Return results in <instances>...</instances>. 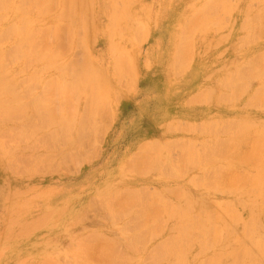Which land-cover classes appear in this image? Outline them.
Listing matches in <instances>:
<instances>
[{
    "label": "rangeland",
    "instance_id": "obj_1",
    "mask_svg": "<svg viewBox=\"0 0 264 264\" xmlns=\"http://www.w3.org/2000/svg\"><path fill=\"white\" fill-rule=\"evenodd\" d=\"M89 1L92 3L87 5L83 4L84 6H82L83 9L81 10L79 9V7H81V4L77 5V7L75 6L76 8L74 12L78 13L79 18L77 17V14L75 15L74 13V15L78 19V21H80V14H82L79 13V11L81 12L83 10V14L85 13V15L82 14V16H84L82 17V19L84 18L82 25L80 23H77L76 25L69 26V21H59L57 19V16L61 12L60 10H63L64 7V4H61V0L57 1V6H55V4H52L53 10H55H51L50 7L48 12H50V10L51 12H47L49 15L46 12V14L44 13L41 15V12L32 10L31 8L33 7V5H29L32 7H25L20 6V4L17 2L10 4L7 8L6 6H3V9L0 10V33L2 32L3 35L7 34L11 38L9 39V36H7L8 39H5V36H3L2 34L0 35V37L3 36L1 38L5 40L3 41L0 38L2 51L6 52L8 50L6 52V59H4L5 70L3 71V77L6 78L5 80H8V82L12 80L11 83H7V85L9 84V86L11 87L10 88L8 86L10 88L9 91L12 93L14 89L13 93L16 94L15 91H17V97L21 95V99H24L23 101H19L22 102L20 104L27 103L26 105H28V108L25 107L23 113H20L19 115L15 113V115L12 116L14 119L11 117V115H5L4 113L3 117L0 115L1 118L6 119V122L4 120H2V122L0 121V264H78L79 260L82 261V263L80 264H84L83 260L84 262L85 260H87L85 264H100V258L104 259V256L100 257V252L102 253V250H105V247H102L104 245H106V247H108L110 251L114 253L112 254L114 256V260L116 259V261H119L120 264L121 261H123L122 257H124L126 254L128 255L125 256L126 258L124 257V260L128 258L131 264H168L169 260L174 264L181 262L183 264H196L197 262H202V260H205L206 257L213 256L218 251V247H212L211 249H209V251L207 250L208 252L206 250L202 252L199 245V242L201 240L205 241L206 238H208L207 233V235L204 236L205 229L203 230L204 227H207V223L205 221H207L209 218L205 216L206 209L209 213H212V215H214L213 212H210H215L216 209H213L214 206L215 208H217L216 206H218L219 208L224 209V207L227 205L232 209V206L234 205V209L236 210L233 209V211L237 214V217L239 216L238 213L240 214V216L238 217L239 220L240 218H242L240 220V223L238 221H236V223L234 222L236 235L241 237L245 234L243 233L244 226H242L243 223L241 221L249 222L251 216L255 217L257 215L258 220L260 218L261 221L259 223L260 227L262 225L261 228H263L259 229L258 234L260 233V238H262V240L264 241V212L260 210V208H256L253 205V203L257 201V207H260L259 205L262 206L260 198H258L257 194L249 191L248 194L246 193L247 191L245 192L247 195L240 196L244 193L243 191L247 190L248 188L252 189V187L247 185L245 187H242L240 184H238L237 186L240 189H238V191L231 190L230 193L227 191L228 189H223L225 187L221 186V184L218 185L220 188L216 186L218 183H223V178H221V181L219 180L221 176L224 177L225 173L220 176V173L215 172L218 170H214L215 168L213 169V167H216L218 169L219 166H222L221 168H223L224 166V168H226L225 163L228 161L219 158V155H216L218 153L216 149H211L212 151L210 150V148H214L216 146L215 144L217 142L215 141H221V139L226 140L230 137L229 134L231 136H234L240 130L246 129L242 128V126L244 127L247 122L249 124L252 123L254 125H257L256 132L258 133L259 131H262L258 133L259 135H263L264 133V108L260 107V105H264V89L262 90V86L264 87V71L263 69L261 70L263 71L261 73L258 70L256 71L260 73V75L262 74L263 77H259V74L255 72V70L257 69L255 66L257 64L260 65V61L264 62V0H252L254 3L250 0H239V3L238 0H231V4L230 0H221L222 3L219 2L220 0H182V13L184 23L181 27L183 28L186 26V29L190 27L197 30L195 31L188 29V31L191 30L193 32L189 31L187 33H184L186 32V30L185 28H183L184 30L182 29V32L180 34L182 35L180 36V38L182 37L180 48L184 47V49L186 50L189 49L186 52L185 50H183L182 52L184 56H182L181 58H177V63L180 62L182 64L183 71L181 73L177 72L166 74V77L168 76V83L170 84L169 86L182 87V89L178 91V100L181 101V104L178 105V113L180 114H177L174 111V100H176L175 94L170 90L166 92L167 89L165 90L162 88L163 78L161 79V75L163 76L165 74H160L157 70V67H154L155 65L159 64V51L157 48L152 47L154 34V30L152 31V28L155 25L144 22V20L146 21V18L150 21L157 20L160 12V5L148 4L152 3L153 1L156 2L157 0ZM216 1L221 4H216ZM205 2H208L209 5L207 3V6H205ZM250 2L251 4L253 3L252 7ZM255 2H259V4L257 3V6L259 5L258 7H256ZM87 3L89 2L87 1ZM215 5H217L220 10L217 7L218 12H216L215 10H212L211 12V9L214 8H211L209 10V7H214ZM222 5L225 7V9L230 8V10L227 9L229 10V12H227L229 13L228 15H222L225 12V9ZM247 5L252 8V12L251 9L249 10V7L246 9ZM117 6L120 7L117 8ZM221 6L223 7L222 9ZM261 7H263V9ZM115 8L116 11H113ZM221 10H223L224 12H222ZM246 10L247 12H245ZM248 11H250L251 13L247 16ZM257 11H263V14ZM213 12H215L216 14L221 13L220 16H223L224 19L229 18V20L225 19V22H229L228 26L225 24L223 17L222 20L218 14L216 15ZM257 13H260L263 16L261 17ZM193 14H197L195 16L203 19L204 17H206L207 19L205 18L204 20L209 21L205 23L203 19L201 20L200 18L195 17V19L204 21L202 22L203 24L200 21L197 22L198 25H201L195 26L197 23L193 19L194 16L192 18L194 21L191 19V16ZM255 14L260 17H254L253 21H251L252 16H255ZM90 15L93 17V20L90 19ZM216 16L218 17V19ZM128 17H130V19H128ZM31 18H33L34 20L37 19L34 26V33H36V35L34 36V40L37 43L39 41L38 44H41V42L43 44L47 41L48 44L45 45L46 43H44V45L49 47L50 49L48 50V48L45 47L44 50H47V52H40V50L42 49L41 44L36 48V52L29 50V45L31 42V40H29V43L26 42L23 48L22 46H19L20 49H18V51H21V53H19L18 58L16 57L18 60H14V57L11 56V50L9 51V49H11L12 46L18 43L17 38H21V36L6 33L5 30L7 29L8 32V28L10 29L13 23L12 27L17 28L19 32H21L20 30H23V27H21L23 24L21 23L24 22L28 23V27L30 29ZM76 18H73L74 22H77L75 21L77 20ZM85 18L86 20L88 19L87 22ZM109 18H111L112 20H110ZM234 18L235 22L232 23L234 21ZM258 18H262L261 21H263V23L261 25L259 22H257L260 21L258 20ZM245 19L248 20V23ZM84 22H86L87 25L88 22L91 24L87 26ZM242 22L243 26H241ZM250 22L253 23L250 24ZM113 23H116V25H114ZM244 23L246 26L244 25ZM48 26L51 29L48 28ZM67 26L72 28V33H67L68 31L66 30H69ZM77 26L79 27V30H77ZM80 26H87V29ZM194 26L195 28H193ZM248 26L252 28L249 30ZM254 26L256 27L255 30L253 29ZM20 27L21 29H19ZM239 27H241L243 30H240L241 28ZM39 28L40 30H37ZM43 28L45 29L43 30ZM82 28H84V30H81ZM113 28L115 29L113 30ZM55 29H57L58 31ZM48 30L57 31V33L61 32L60 36L61 34L62 36L60 40H58V34V37H54L53 35H51L53 38L50 35L45 37L46 35H44V31ZM80 30L83 33H79ZM110 30L113 31V34L110 33ZM28 31L29 30H27V32ZM69 31L71 32V29ZM77 32L79 33V35L77 34ZM140 32H143V34H141ZM190 32L191 36L194 34V36L192 37L193 43H191L193 45L185 43V41L189 40H186L185 37L190 35ZM43 35L44 37L42 38ZM134 35L136 38L134 37ZM244 36L248 38H243ZM240 37L245 39V41ZM201 38H204V40ZM223 38H225V40ZM251 38H254V40ZM63 39L66 40L63 41ZM210 39H212V41ZM221 39L223 40L222 43L220 41ZM190 40L192 42L191 38ZM251 40L253 43L251 42ZM217 41L219 42L217 43ZM246 41H248L249 43ZM81 42H83V45L86 46V49L85 46L81 44ZM112 42L114 44H112ZM110 44L116 46V48L113 49L114 47H111ZM182 44H184L183 47ZM213 46L217 47L215 48ZM26 50H29V52H26ZM34 52L35 54H33ZM56 52H58V57H55V55L57 54ZM60 52L63 55H60ZM40 54L41 57L37 59ZM124 54L126 55L125 57H123ZM34 55L37 57H35ZM89 56L91 58H89ZM121 56L123 57V59ZM51 57L52 59L49 60ZM86 60L91 61H89V64H87L88 62H86ZM90 63L93 64V67ZM254 63L257 64L254 65ZM25 64H27V66L30 64L31 66L29 65V67H27ZM197 65L203 66L202 72L192 71L196 68H200L196 67ZM42 66H45L46 68ZM89 66L92 67L90 68L94 70L95 74L97 73L98 79L95 77L96 75L93 76V74H91L92 71L90 70V68H88ZM253 67H255L254 71ZM61 68L65 70L64 72H66V74L62 72L63 70H60ZM87 68L88 70H86ZM235 68L238 70H235ZM261 68H264L263 63ZM261 68L259 67V69ZM67 71L69 73H67ZM86 71H88L89 73ZM73 73H77L74 74L77 76L74 77ZM247 73L248 75L246 76ZM85 76H87L86 79L88 80L91 78L89 82L91 81L92 83L90 84L93 85L88 84L86 89H83V86L80 85V89H77L79 93L76 91V94L73 89L71 90V87L73 88L74 86L73 84H71V82L79 80L76 79V77L84 78ZM61 77L62 79H60ZM254 77L258 79H255ZM223 78L225 79V81ZM92 79H97L98 82L95 81L96 85L94 84L95 82L93 83ZM250 79H254V82L250 81ZM88 80H86V82H88ZM238 80L240 81V83L246 84H236L239 83ZM231 81H233V83ZM69 82L70 85L73 86H68ZM247 82H249L250 84ZM231 83L233 85H239L242 91L244 90L243 88L246 89V92L245 90L243 91L244 95L241 93L242 96H239L240 99L237 98L238 94L235 93V91L237 92L239 89L238 86L236 87L237 89H235V85L233 86ZM52 84H54L53 87ZM221 84L224 86H222ZM75 85L76 87L78 86L77 84ZM226 85H228L229 87H226ZM231 85L234 87L235 91L232 89L233 87ZM260 85L261 90L259 89ZM63 86L65 88H63ZM244 86L248 87L246 88ZM55 88H58L57 91H59V89L61 90L59 91L60 94L58 93L59 98L57 96L58 94L55 91ZM93 88V93L96 91L97 94H94H96L98 97L96 95H92L93 93H90L89 96L86 97L87 94H85V90L89 91L90 89L93 90ZM226 88L229 90H226ZM50 89L54 91H51ZM211 89H213V91ZM241 89L239 92H241ZM256 89L258 90L255 92ZM202 90H204V92H202ZM231 90L235 95H232ZM67 92L68 94L70 93L69 96ZM20 97H18V100H20ZM61 98L63 100H61ZM256 98H258L259 101L255 100ZM229 99L231 102L229 101ZM231 99L234 101H232ZM248 99L252 101L251 104H249L250 100ZM60 100L62 102H60ZM93 100L94 102L90 103ZM253 102H257L254 104L255 106L253 105ZM12 105L13 106H11V108L17 106V104ZM33 107H36V111L38 108L40 114H46L47 112V117L43 118L42 116L44 114L40 115L41 117L36 116L39 115V112L37 111V114H35L34 112L36 111H34L35 109H33ZM89 111H92L94 113H89ZM69 116H71L70 121ZM34 117L38 118L35 119ZM72 117H74V119ZM48 118L51 119V123H54L53 126L52 124L45 122ZM88 118L91 120L94 118L95 120H92V122L89 123V120L87 121ZM29 119L30 122H28ZM83 119L86 120L84 121ZM32 120L34 122H31ZM60 120L61 122L65 123H60ZM80 121H83L84 123H80ZM78 124L83 125L80 126ZM215 124L217 126H215ZM39 125L42 126L39 127ZM57 125H59V127ZM28 126H32L31 131L36 128L40 132H37V134L35 130L33 133H31ZM209 126H213L214 128H209ZM23 127L25 128L23 129ZM66 127H68L67 131ZM80 127H82L83 129H80ZM256 128L254 130L252 128L247 129V131H250L251 134H248L246 130H243L244 134L242 135H244V141L242 143V150L244 153L249 150V147L251 146L255 138H258L260 140L262 139V141L264 140V137L259 138L262 136H257L256 133H254ZM63 131H65L64 134H66V138L67 135H72V137L70 136L68 138L69 141L71 140L70 142H65L66 138L63 139L65 137V135L62 136ZM228 131L231 133H229ZM16 132L18 134L23 133L25 137L23 138V135L19 136ZM209 132L211 134H209ZM215 132H217L218 134ZM221 132L223 135H221ZM77 134H79L80 136H78ZM15 135H18V137ZM42 135H44V137L47 136L48 139L50 138L49 142L47 139L45 140V138H42ZM215 135H217L216 138ZM53 138L54 141L52 143L51 140H53ZM36 139H41L40 142L38 140L39 145L37 144ZM248 139L252 142L250 141L248 143ZM22 140L25 141L23 142ZM44 140L45 142H47V144L44 142ZM26 141L28 142L26 143ZM33 141L36 142L33 144ZM246 141L248 144L246 143ZM212 142L213 145H215L214 147L213 145H211ZM44 143L46 145H44ZM50 143H52V147ZM58 143L60 144V147L58 146ZM30 144H33V146L36 145V147L34 146V148L30 149V146L32 147V145ZM261 144L264 146L263 142ZM53 145H57L58 148L55 147L56 149H54ZM207 147L211 152L207 151ZM197 148L202 151L200 152ZM10 150H12V152ZM207 153L210 156L212 155V159L210 158V156L208 158ZM188 154L190 155V157ZM213 154H215L216 156L214 157ZM185 155H188V157H186ZM182 156L184 157V159H181ZM203 156H206L211 160L215 158L218 162L215 163V160H213V164L210 160L212 164L207 163V166L205 162H209V160L205 161L206 159ZM155 160L156 162H154ZM169 160H171V162ZM181 160H184L185 162ZM187 160L188 162H186ZM193 161H195V164ZM238 161L240 160L234 161L235 163H233V166L231 168L232 170H230L232 173H235L236 171L237 174L242 175V173L244 174L246 172L247 175L249 174L248 176L251 177L250 179L254 177V174L256 177V170H250V168L253 169L251 167L252 164H245L243 162H239V164ZM152 162L155 164V166H157L155 167ZM173 162L174 164L177 163L178 165L176 164L175 167L174 164H172ZM196 162L199 163L196 164ZM166 163L169 166H167ZM201 163H203V166L201 165ZM151 164H153V166ZM184 164L186 166L188 165L187 168ZM190 164L192 167L190 166ZM164 165L166 166V170ZM137 166L138 171L136 168ZM203 168L205 169V171L203 170ZM221 168H219V172H224V170L222 171ZM139 169H142V171L140 172ZM178 169H181L180 172L182 173L178 172ZM133 170H136L137 172H134ZM150 170H154V172ZM146 171H148L149 173ZM176 171L178 173H176ZM213 172L218 175V178L215 177L217 175H215ZM181 174H183L184 177H182ZM196 176H200L202 180L199 178L201 181L198 182L197 179H195L197 178ZM244 176L245 175H243V177ZM191 178H194L197 182L195 183V181H193L194 179L192 180ZM216 179L218 180V182H216ZM117 181L119 182L117 183ZM212 181L215 184H212ZM208 182L209 184H207ZM197 183H203L207 186L204 185V187H202L198 184V186L196 187ZM7 185L11 189L9 193ZM213 185H215L216 187H214ZM211 186H213L214 188L212 187L211 189H209ZM143 187L147 191L144 190ZM174 187L177 189V191H180L182 189L181 191H183L182 193H184L185 196H182L181 192L179 194V191L178 193H173L174 190L176 191ZM170 190H172V192ZM128 191L135 194L132 195L130 194V192L127 193ZM202 191H204L205 193H202ZM216 191L219 193L216 194ZM140 192L144 195L143 198L146 197L144 200H142L143 198H141L142 194ZM185 192H189L190 196ZM227 192L229 194H227ZM4 193L8 194L6 195ZM117 193L120 194L119 198ZM168 193H170L171 195H169ZM116 194L117 200L115 199ZM124 194H126L125 197ZM253 194H255L256 197ZM112 195L114 197H112ZM127 195L133 196V198L130 197V200ZM136 195L138 197H136ZM191 195L193 198L191 197ZM134 196L137 198H135L137 203L135 202ZM158 196L160 198L163 197V200H161L160 198L157 199L156 197ZM175 196H178L179 198H175ZM252 196H254V198H256L257 200H253ZM127 197L130 201L127 199ZM167 197L169 198V201L166 199ZM139 198L144 201L143 204H141L142 201L139 200ZM155 198L159 200L154 201L159 206L155 207L156 204L154 205V209L156 208V214H158L159 212L157 208L160 209L162 207L164 209H160L161 213L159 214L160 217L161 215L162 217L159 218L158 214L156 215L158 217L157 219L153 207L151 206L152 210L150 209V207H145V204L147 202L146 200H149L147 202L148 205H153L154 202H152V200H154ZM247 198H249V201L247 200ZM122 199L123 202H126L125 200H127V202L123 203ZM176 199H179L180 201L178 200V202ZM185 199L187 202L189 200L188 204H191L192 207H190L193 208L192 212L190 210L191 208H188V210H190V213L186 209L187 203H183L185 202ZM107 200L108 202L112 200V203L110 202L111 207ZM119 200L120 202H118ZM137 200L141 203H138ZM165 200H167V202ZM212 201H214V206H212ZM113 202L115 203L114 206H117L121 202L122 203L116 208L112 206ZM168 202L171 204V206L173 205L174 207L172 208ZM242 202H245L246 204L244 205L246 207L243 209ZM160 203H163V205H160ZM203 203L204 205H206L207 203L210 204L207 205L209 209L204 208ZM230 203H232L233 205H230ZM165 204L169 205L170 207L167 208V210L171 209V211H167L168 213L170 212L169 216L165 213ZM176 204L177 206H180V209L184 208L185 212H182L181 214V210L179 209V207H176ZM211 206L212 210H210ZM145 208L150 209V213H144ZM200 208L202 211L205 210L204 215H200ZM218 210L220 209L217 208L216 213H218ZM115 211L116 216H119L121 219H118V217L115 216ZM137 212L140 214H138ZM252 212L256 215H253ZM125 213H128L127 217ZM216 213L215 215H217ZM224 213L223 210H220L219 212V214L222 216H225ZM146 214L149 217L153 216L150 219L154 221H151L149 219L148 223H146V220L148 219V216ZM194 214L198 218L200 216V219L203 218L202 220L205 219V221L204 223L202 222L203 224L201 223L202 225H204L202 227L200 226V224L194 226L192 231H194L195 233L193 232L192 234H194L193 236L195 237V240L193 241L190 240V236H188V239H186L185 236L187 234H185V232L189 230L187 232L189 235L191 228H188L186 231L185 228L187 227L185 226H189L188 223L192 220V216ZM227 214L228 212H226V215ZM181 215H183V217ZM186 215L189 217L188 220H179V218L187 219ZM210 215L211 214H209V216ZM115 217L117 219H114ZM226 217L225 218L227 219V221L232 223L233 220H231V216L228 215ZM144 218H146V220H144ZM162 218L164 224L160 221V219L162 220ZM116 220H118L120 223L118 221L116 222ZM156 224L160 225L157 226ZM154 225H156V227ZM160 226H162L163 229H161L162 227L160 228ZM5 227L8 228L6 229ZM183 227L184 229H182ZM198 227L201 228L197 231ZM29 228H32V230H30ZM168 229H170V231ZM162 230L165 231L163 232ZM154 231L155 234H152L151 232ZM137 232L139 233V235L137 234ZM200 232H203L204 234ZM93 233L94 235H91ZM114 233L116 236L114 235ZM149 233L151 234V236H154L150 237ZM158 233L160 234V236ZM98 234L100 236H98ZM261 234H263V237H261ZM142 235L144 239L141 237ZM180 235L183 237H181ZM138 236L140 238L139 243L143 241L142 243H145L147 245L141 247L140 244L136 242V239L138 240ZM169 236L174 243L169 239ZM198 237L200 240H197ZM245 237H242L245 240L244 242L246 244H248V242L250 243L251 239H246L247 237ZM180 238L182 242L179 240ZM107 239H111L112 243H110V241ZM129 239H131V241ZM164 240H170L172 243H168L170 241L166 242ZM185 240L188 241V243H192L194 247L192 244L186 243ZM189 240L192 242H190ZM177 241H179L180 243H178ZM184 242L188 244V246L185 245V248L187 247L185 249L186 254L184 252V255L187 257H184L182 253L181 256L179 255L181 259L180 257H177L178 254L173 255L174 258L173 256H170L169 258L165 253L162 255V248H160L159 251L158 249L154 248L157 246V244L159 246L172 245L173 248H176L175 246L184 248V245L182 246ZM120 244L121 246H119ZM124 245L126 248L123 247ZM79 246H83V248L81 247L82 250L84 249L82 253V250H78V248L80 249ZM87 246L91 247H89L88 249ZM139 247H141L142 249H140ZM138 249H140V253L137 251ZM188 249H190V252ZM155 250L160 253L158 256V252L156 253ZM75 251H77V253ZM85 251L87 252L84 253ZM134 251H137L138 254L135 255ZM196 251L198 257L195 256ZM131 252L134 253L132 254ZM74 253L76 254L74 255ZM83 253L86 254L84 255L85 257L83 256ZM77 254H79V256ZM129 255L132 258H130ZM148 255L150 256L148 257ZM117 256H121V258ZM192 256L194 257L193 259ZM70 258L73 259V261ZM145 258L147 259L144 260ZM161 258L162 262H158V260H160ZM98 259L100 260L97 262ZM182 259H185V263ZM90 260H94L95 263L90 262Z\"/></svg>",
    "mask_w": 264,
    "mask_h": 264
},
{
    "label": "bare ground",
    "instance_id": "obj_2",
    "mask_svg": "<svg viewBox=\"0 0 264 264\" xmlns=\"http://www.w3.org/2000/svg\"><path fill=\"white\" fill-rule=\"evenodd\" d=\"M57 1L58 0H0V10H2L3 9V6H6V8L7 7H9V5L10 4H13L14 2H17V3H19L20 4V6H28V7H32V6H29V5H33V7L31 8L32 10H37V11H39V12H41V15L42 14H44L45 12L47 13L48 11H49V9H50V7H51V10H53V5L52 4H55V6H57L56 5V3H57ZM62 2H61V4H64V7H63V10H60L61 12L59 13V15L57 16V19L59 20V21H64V20H67V21H69V23H68V25L69 26H71V25H76L77 23L79 24H83V21H84V18L82 19V17H84V16H82V14H83V10L80 12L79 11V13H82V14H80L81 16H80V18L82 19H80V21H78V19L75 17V15L77 14V17L79 18V15H78V13H75L74 11H75V8L77 7V5H80L81 7H79V9L81 10V9H83V7L82 6H84L85 4L87 5V4H90V3H92V2H90L89 0H61ZM87 1L89 2V3H87ZM135 1V0H134ZM133 1V2H134ZM219 1V0H218ZM250 1H252V0H250ZM113 2V1H112ZM115 2V1H114ZM219 2H221V0L219 1ZM234 2V1H233ZM240 1L238 0V3H239ZM253 2V1H252ZM207 3L208 2H205V6H207ZM218 2L216 1V4H217ZM222 3V2H221ZM220 3V4H221ZM228 3V2H227ZM232 2H231V0H230V4H231ZM254 3V2H253ZM252 3V4H253ZM256 4V7H258L257 6V3L259 4V2H255ZM261 3V2H260ZM264 3V2H263ZM58 4V3H57ZM84 4V5H83ZM214 4H215V1H214ZM214 4H212V5H214ZM219 3H218V5H220ZM229 4V3H228ZM250 4H251V2H250ZM252 4H251V7H252ZM128 5V4H127ZM208 5H209V3H208ZM55 6H54V8H55ZM76 6V7H75ZM203 6V5H202ZM223 6V5H222ZM221 6V9L224 7H222ZM74 7V8H73ZM120 6H117V8H119ZM215 7H216V9H215ZM217 5H215L214 7H209V10L211 9V8H214V9H211V12H212V10H215L216 12H218V10H217ZM236 7V6H235ZM249 7V5H247V7H246V9ZM85 8V7H84ZM88 8H89V6H88ZM255 8V7H254ZM262 9H263V7H261ZM74 9V10H73ZM218 9H219V7H218ZM224 9H225V7H224ZM227 9H229L230 10V8H227ZM227 9H225V12L223 11V10H221L222 12H224V14H222L223 16H225V15H228L229 13H227V12H229V10H227ZM251 9V12L253 11L252 10V8H250L249 7V10ZM31 10V11H32ZM51 10H50V12H51ZM55 10V9H54ZM53 10V11H54ZM77 10V9H76ZM220 10V9H219ZM259 10V9H258ZM52 11V12H53ZM113 11H116V8L113 10ZM203 11H206V10H203ZM220 11V12H221ZM264 11V10H263ZM263 11H257V12H263ZM50 12H48V13H50ZM86 12V11H85ZM91 12H92V10H91ZM210 12V11H209ZM231 12V11H230ZM245 12H247V10L245 11ZM250 11H248V13H247V16H248V14H250L251 13ZM30 13V12H29ZM32 13V12H31ZM45 13V14H46ZM47 13V14H48ZM72 13V14H71ZM74 13H75V15H74ZM114 13V12H113ZM213 13H215V12H213ZM227 13V14H226ZM21 14H22V12H21ZM39 14V13H38ZM90 14H92V13H90ZM216 14V13H215ZM214 14V15H215ZM218 15H219V17H221L220 16V14L221 13H217ZM216 14V15H217ZM257 14H259L261 17L263 16V15H261L260 13H257ZM257 14H255V16H252V19H251V21H253V18L255 17V18H257ZM263 14V13H262ZM40 15V14H39ZM49 15V14H48ZM73 15V16H72ZM83 15H85V13L83 14ZM130 15V14H129ZM128 15V16H129ZM195 15H197V14H195ZM194 14L191 16V19L193 18V16H194V20H195V22L197 23V22H204L205 21V23H207L209 20H204L206 17H204V19L203 18H200V17H197V16H195ZM199 15V14H198ZM45 16V15H44ZM222 16V17H223ZM245 16V15H244ZM260 16H258V17H260ZM87 17V16H86ZM90 19H92L93 20V17L90 15ZM195 17H197V18H200L201 20L203 19L204 21H201L200 19L198 20V19H195ZM217 17V16H216ZM222 17H221V19H222ZM227 17V16H226ZM73 18L75 19H77V20H75V21H77V22H74V20H73ZM88 18V17H87ZM121 18V17H120ZM0 19H1V16H0ZM89 19V18H88ZM88 19L86 20V18H85V20H86V22L88 21ZM110 20H112L111 18H109ZM127 19V18H126ZM128 19H130V17H128ZM127 19V20H128ZM189 19H190V17H189ZM191 19H190V21H191ZM192 19V20H193ZM207 19V18H206ZM217 19H218V17H217ZM220 19V18H219ZM223 19H224V17H223ZM222 19V20H223ZM226 20H229V18H225ZM225 19H224V22H225ZM247 19V18H246ZM245 19V20H246ZM249 19V18H248ZM263 19H264V17H263ZM37 20V19H36ZM36 20H34L33 18H31L30 19V25H31V28L29 29V27H28V23L27 22H24V23H21V24H23L21 27H23V30L21 29V27L19 28V29H21L20 31L21 32H19V30L17 29V28H14V27H12L13 26V23H12V25H11V27H10V29L8 28V32H7V29L5 30L6 31V33H11V34H16V35H20L21 36V38H17L18 39V43H16L14 46H12L11 47V49H9V51L11 52V56L12 57H14V60L16 59V60H18L17 58H18V55H19V53H21V51H18V49H20V47L22 46V48H23V46H25V44H26V42H28L29 43V40H31V42H30V49L29 50H32V51H35L36 52V48L38 47V46H40L41 44H42V42H41V44H38L39 43V41H38V43L34 40V36L36 35V33H34V26H35V23H36ZM193 20V21H194ZM258 20H260V21H257V22H259L260 23V25L263 23V21H261L262 20V18L261 19H259L258 18ZM122 21V20H121ZM129 21V20H128ZM242 21H244V20H242ZM247 21V23H248V20H246ZM86 22H84L85 24H86ZM90 22V21H89ZM88 22V25L87 26H89L91 23H89ZM195 22H193V23H195ZM235 22V18H234V21L232 22V23H234ZM229 23V22H228ZM228 23L227 22H225V24L228 26ZM246 23V24H247ZM253 22H250V24H252ZM20 24V25H21ZM67 24V23H66ZM94 24V23H93ZM114 24V23H113ZM128 24V23H127ZM131 24H132V22H131ZM200 24V23H199ZM203 24V23H202ZM250 24H249V26H250ZM264 24V23H263ZM59 25V24H58ZM65 25V24H64ZM114 25H116V23L114 24ZM201 25V24H200ZM200 25H198V23L195 25V26H200ZM233 25V24H232ZM244 25H245V23H244ZM248 25V24H247ZM259 25V26H260ZM62 26V25H61ZM69 26H67L68 27V29L70 30L71 29V32L69 31V30H66V31H68L67 33H72V28H70ZM86 26V27H87ZM195 26L193 27V28H195ZM241 26H243V22L241 23ZM246 26V25H245ZM248 26V27H249ZM258 26V27H259ZM75 27V26H74ZM78 27V26H77ZM80 27H85V26H80ZM85 27V28H86ZM247 27V28H248ZM255 27V26H254ZM253 27V29L255 30L256 29V27L254 28ZM46 28V27H45ZM45 28H43V30L45 29ZM48 28H50L49 26H48ZM125 28V27H124ZM183 28H185V30H186V32H184V33H187V32H189V31H191V30H195V29H192V28H188V29H191V30H189L188 31V29H186V26L185 27H183ZM182 28V29H183ZM217 28V27H216ZM223 28V27H222ZM225 28V27H224ZM239 28H241V27H239ZM252 28V27H251ZM250 27L248 28L249 30L251 29ZM51 29V28H50ZM87 29V28H86ZM85 29V30H86ZM90 29V28H89ZM115 28H113V30H114ZM182 29H181V31H182ZM218 29V28H217ZM252 29V30H253ZM27 30H29L28 32H27ZM37 30H40V28L39 29H37ZM42 30V29H41ZM42 30V31H43ZM55 30H57V29H55ZM77 30H79V27H78V29ZM81 30H84V28H82ZM81 30L79 31V33L81 32ZM184 30V29H183ZM197 30V29H196ZM195 30V31H196ZM240 30H243L242 28L240 29ZM239 30V31H240ZM248 30V31H249ZM253 30V31H254ZM41 31V32H42ZM58 31V30H57ZM57 31H44V35H46L45 37H47L48 35H53L54 37H56L57 36V34H58V36H59V39L58 40H60V38H61V36H62V34H61V36H60V33H57ZM230 31V30H229ZM119 32H120V30H119ZM191 32H193V31H191ZM191 32H190V35H188L187 37H185L186 38V40L187 39H189L188 41H185V43L186 44H191V43H193V36H194V34L191 36ZM3 33H4V30H3ZM79 33L77 32V34L79 35ZM81 33H83V32H81ZM86 33V32H85ZM110 33H112L113 34V31H111L110 30ZM141 33V32H140ZM140 33H138V34H140ZM195 33V32H194ZM229 33V32H228ZM2 34V32L0 33V35ZM10 34V35H11ZM141 34H143V32L141 33ZM3 35V34H2ZM44 35L42 36V38L44 37ZM229 35V34H228ZM227 35V36H228ZM3 36H5V39H8V37L7 36H9V35H3ZM3 36H1V37H3ZM57 36V37H58ZM108 36V35H107ZM180 36H182V35H180ZM191 36V37H190ZM199 36H200V33H199ZM224 36V35H223ZM0 37V38H1ZM52 37V36H51ZM66 37H68V36H66ZM93 37V36H92ZM109 37V36H108ZM134 37H135V35H134ZM252 37V36H251ZM253 37H255V36H253ZM53 38V37H52ZM91 38V37H90ZM94 38V37H93ZM136 38V37H135ZM182 38V37H181ZM180 37H179V40L181 39ZM190 38L192 39V42H191V40H190ZM241 39H243V38H248V37H240ZM239 38V39H240ZM9 39H11L10 38V36H9ZM201 39H203L204 40V38H201ZM224 40H225V38H223ZM240 39V40H241ZM251 39H253L254 40V38H251ZM1 40H3L2 38H1ZM66 39H63V41H65ZM71 40V39H70ZM211 41H212V39H210ZM244 41H245V39H243ZM256 40V39H255ZM3 41H5V40H3ZM51 41H52V39H51ZM62 41V40H61ZM77 41V40H76ZM81 41V40H80ZM80 41H79V43H80ZM85 41V40H84ZM88 41V40H87ZM190 41V42H189ZM210 41V42H211ZM221 41V43H222V39L220 40ZM23 42V43H22ZM71 42V41H70ZM78 42V41H77ZM219 41H217V43H218ZM246 42H248V41H246ZM251 42H252V40H251ZM250 42V43H251ZM44 43H46L45 45H47L48 44V42L46 41V42H44ZM44 43L42 44V51L40 50V52H44V51H46L47 52V50H44V48L45 47H47V46H45L44 45ZM52 43V42H51ZM60 43V42H59ZM63 43V42H62ZM76 43V42H75ZM85 43V42H84ZM179 43H180V41H179ZM195 43H196V41H195ZM245 43V42H244ZM249 43V42H248ZM247 43V44H248ZM253 43V42H252ZM19 44V45H18ZM21 44V45H20ZM81 44L83 45V42H81ZM86 44V43H85ZM112 44H114L113 42H112ZM112 44H110L111 45V47H114L113 49H115L116 48V46H113ZM181 44V43H180ZM59 45V44H58ZM179 45V44H178ZM191 45H193V44H191ZM209 45H210V43H209ZM241 45V44H240ZM20 46V47H19ZM51 46V45H50ZM83 46H85V45H83ZM184 46V44H182V47ZM56 47V46H55ZM118 47V46H117ZM181 47V45L179 46V48H177V51L181 54V52L183 51V50H185V52L186 51H188V50H186V49H184V47L183 48H180ZM213 47H215V46H213ZM212 47V48H213ZM217 47V46H216ZM215 47V48H216ZM48 48V50L50 49L49 47H47ZM193 48V47H192ZM209 48H210V46H209ZM85 49H86V46H85ZM88 49V48H87ZM112 49V48H111ZM181 51H180V50ZM29 50H26V52H29ZM225 50H226V48H225ZM8 51V50H7ZM6 51V52H7ZM24 51V50H23ZM54 51V50H53ZM6 52H3L2 51V46L0 45V115L3 117V113L5 114V115H11V117L13 116V115H15V113H17V115H19L20 113H23L24 112V110H25V107L26 108H28L27 106L28 105H26L27 103H23V104H20V103H22V102H19V101H23L24 99H21V95H19L18 97H20V100H18V97H17V91H15L16 92V94L15 93H13L14 92V89H13V91H12V93L9 91L10 90V86H9V84L7 85V83H11V81L12 80H10L9 82H8V80H5L6 78H4L3 77V71L5 70V61H4V59H6L5 57H6ZM35 52L33 53V54H35ZM39 52V53H40ZM62 52V51H61ZM60 52V53H61ZM57 53V54H56ZM56 53H54V54H56L55 55V57L57 56L58 57V52H56ZM59 53V54H60ZM183 53V52H182ZM206 53V52H205ZM27 54V53H26ZM50 54V53H49ZM52 54H53V52H52ZM121 54V53H120ZM177 53H175V55H176ZM264 54V53H263ZM36 55H38V54H36ZM60 55H63L62 53L60 54ZM179 55V54H178ZM183 55V54H182ZM222 55V54H221ZM220 55V56H221ZM9 56V55H8ZM26 56V55H25ZM25 56H23V57H25ZM35 56V55H34ZM126 55L124 54V56L123 57H125ZM184 56V55H183ZM10 57V56H9ZM17 57V58H16ZM35 57H37V56H35ZM41 57V54H40V56L37 58V59H39ZM54 57V56H53ZM88 57V56H87ZM122 57V56H121ZM123 57H122V59H123ZM176 57H178V56H174L173 58H176ZM60 58V57H59ZM89 58H91L90 56H89ZM172 58V59H173ZM52 59V57L49 59V60H51ZM57 59V58H56ZM87 59V58H86ZM8 60V59H7ZM20 60V59H19ZM47 60V59H46ZM55 60V59H54ZM53 60V61H54ZM85 60V59H84ZM120 60H121V58H120ZM125 60V59H124ZM131 60V59H130ZM252 60V59H251ZM89 61H91V60H89ZM89 61L88 60H86V62H88L87 64H89ZM234 61V60H233ZM255 61V60H254ZM262 61H260L259 63H260V65H258L257 63V65L254 63V65H256L255 67L257 68L256 70L254 69L255 67H253V71L255 70V72L258 70V71H260V73L261 72H263L264 71V68H261L262 67V63L264 64V62H262ZM12 63V62H11ZM27 63V62H26ZM29 63V62H28ZM125 63H126V61H125ZM174 63V62H173ZM173 63H171V65L173 64ZM33 64V63H32ZM91 64V63H90ZM26 66H27V64H25ZM30 65V64H29ZM29 65L27 66V67H29ZM49 65V64H48ZM92 65V67H93V64H91ZM175 64H173V66H174ZM31 66V65H30ZM47 66V65H46ZM88 66V65H87ZM252 66H253V63H252ZM258 66V67H257ZM42 67H44V68H46L45 66H42ZM91 66H89L88 68H90ZM91 67V68H92ZM224 67H225V65H224ZM224 67H222V68H224ZM259 67L261 68V69H259ZM88 68L86 69V70H88ZM90 68V70L92 71V73L91 74H93V76H95L96 78L98 77L97 76V73L95 74V72H94V70H92ZM131 68V67H130ZM180 68H182V67H180ZM221 68V69H222ZM66 69V68H65ZM94 69V68H93ZM177 69V68H176ZM221 69H219V70H221ZM227 69V68H226ZM250 69V68H249ZM252 69V68H251ZM263 69V71H261ZM44 70V69H43ZM60 70H63L62 72H64L65 70L64 69H60ZM59 70V71H60ZM67 70V69H66ZM89 70V71H90ZM130 70V69H129ZM235 70H238V69H236L235 68ZM90 71V72H91ZM181 71H183V70H181ZM37 72V71H36ZM86 72H88V71H86ZM97 72V71H96ZM215 72H216V70H215ZM65 74H66V72H64ZM63 73V74H64ZM67 73H69L68 71H67ZM89 73V72H88ZM257 74H259V77L261 76V77H263L262 76V74L260 75V73H258V72H256ZM264 73V72H263ZM74 74H77V73H73V75ZM244 74V73H243ZM60 75H61V73H60ZM72 75V76H73ZM99 75V74H98ZM212 75V74H211ZM245 75V74H244ZM248 75V73L246 74V76ZM75 76H77V75H74V77ZM104 76V75H103ZM230 76H232V75H230ZM250 76H251V74H250ZM80 77V76H79ZM86 77L87 76H85L84 78H78V77H76V79H79V80H75V81H73V82H71V84H73V85H70V82H69V85L68 86H73V88L71 87V90L73 89L74 91H75V93L77 94V92H78V88L80 89V85L81 86H83L82 88L83 89H86L87 88V85L89 84V85H93V84H90V83H92L91 81L89 82V80L91 79L90 77V79L88 80V79H86ZM209 77V76H208ZM227 77V76H226ZM234 77H235V74H234ZM252 77H253V75H252ZM102 78V77H101ZM101 78H100V80H101ZM210 78V77H209ZM225 78V77H224ZM223 78V79H224ZM249 78V77H248ZM255 78V77H254ZM55 79V78H54ZM60 79H62V77L60 78ZM98 79V78H97ZM97 79L96 80H93V83L95 82V81H97ZM255 79H258V78H255ZM57 80V79H56ZM86 80H88V82H86ZM235 80V79H234ZM245 80H246V78H245ZM224 81H225V79H224ZM224 81H222V82H224ZM227 81V80H226ZM239 81V80H238ZM248 81V80H247ZM250 81H252V82H254V79H250ZM98 82V81H97ZM232 83H233V81H231ZM235 82V81H234ZM251 82V83H252ZM45 83H48V82H45ZM231 83V84H232ZM247 83H249V82H247ZM20 84V83H19ZM56 84H57V82H56ZM67 84V83H66ZM75 84H77L78 86L76 87V85ZM95 85H96V82L94 83ZM236 84H246V83H240V81H239V83H236ZM250 84V83H249ZM53 85L54 84H52V87H53ZM62 85H63V82H62ZM222 85V84H221ZM233 85V84H232ZM231 85V86H232ZM235 85V84H234ZM233 85V86H234ZM248 85V84H247ZM10 88H9V87ZM14 86V85H13ZM222 86H224V85H222ZM228 85H226V87H227ZM232 86V87H233ZM238 86V91L236 92L235 91V89H237L236 87ZM251 86V85H250ZM56 87V86H55ZM92 87V86H91ZM229 87V86H228ZM234 87H235V89H234ZM232 89L235 91V93H237L238 95V99H240L239 98V96L241 95L242 96V94H243V91L245 90V92H246V89L245 88H243L244 90L242 91V89L240 88V86L239 85H235ZM244 87H246V86H244ZM248 87V86H247ZM246 87V88H247ZM8 88V89H7ZM63 88H65L64 86H63ZM75 88H76V90H75ZM81 88V89H82ZM97 88V87H96ZM261 88V85H260V87H259V89ZM240 89H241V92H239L240 91ZM264 89V87L262 86V90ZM51 90V89H50ZM50 90H48V91H50ZM58 90V88L56 89L55 88V91L57 92V94L59 93L60 94V92L59 91H61L60 89H59V91H57ZM104 90V89H103ZM209 90V89H208ZM212 91H213V89H211ZM210 90V91H211ZM226 90H229V89H227L226 88ZM258 89H256L255 90V92L257 91ZM261 90V89H260ZM51 91H54V90H51ZM63 91V90H62ZM73 91V92H74ZM77 91V92H76ZM90 91V92H89ZM89 91H86L85 90V94H87V96L86 97H88L89 96V94L90 93H93V91H94V88H93V90L92 89H90ZM98 91V90H97ZM209 91V92H210ZM211 91V92H212ZM232 91V90H231ZM64 92V91H63ZM89 92V93H88ZM100 92V91H99ZM202 92H204V90H202ZM215 92V91H214ZM65 93H66V91H65ZM79 93V92H78ZM94 93H96V91L94 92ZM92 94V95H96V94ZM240 93V94H239ZM242 93V94H241ZM48 94V93H47ZM59 94L57 95L58 96V98H59ZM67 94H68V92H67ZM70 94V93H69ZM69 94H68V96H69ZM206 94V93H205ZM210 94V93H209ZM213 94V93H212ZM73 95H74V93H73ZM227 95V94H226ZM232 95H235L234 94V92L232 91ZM244 95V94H243ZM97 96V95H96ZM229 96V95H228ZM74 97V96H73ZM72 97V98H73ZM98 97V96H97ZM230 97H232V96H230ZM252 97V96H251ZM210 98V97H209ZM219 98V97H218ZM259 98V97H258ZM258 98H256L255 100H258ZM261 98V97H260ZM74 99V98H73ZM77 99V98H76ZM227 99V98H226ZM234 99V98H233ZM263 99V98H262ZM261 99V100H262ZM61 100H63L62 98H61ZM60 100V102H62ZM232 100V99H231ZM235 100V99H234ZM234 100H232V101H234ZM248 100H250V99H248ZM260 100V101H261ZM41 101V100H40ZM55 101H56V99H55ZM229 101H230V99H229ZM259 101V100H258ZM257 101V102H258ZM43 102V101H42ZM94 102V100L92 101V102H90V103H93ZM231 102V101H230ZM230 102H228V103H230ZM235 102H237V101H235ZM234 102V103H235ZM250 103L249 104H251L252 103V101L250 100L249 101ZM257 102H255V103H257ZM39 103V102H38ZM254 102H253V105L255 104ZM12 104H17V106L16 107H14V108H11V106H13ZM79 104V103H78ZM248 104V103H247ZM259 105V104H258ZM34 106H35V104H34ZM75 106H77V105H75ZM248 106V105H247ZM255 106V105H254ZM41 107V106H40ZM85 107H87V106H85ZM243 107H245V106H243ZM258 107V106H257ZM260 107L262 108H264V105H260ZM36 108V107H35ZM34 107H33V109H35ZM29 110V109H28ZM63 110V109H62ZM87 110V109H86ZM89 110H91V109H89ZM34 111H36V109L34 110ZM37 111H38V108H37ZM37 111L36 112H34L35 114H37ZM93 111V110H92ZM92 111H89V113H94V112H92ZM39 112V115H36V116H39V117H41L40 115H43V114H40V111H38ZM88 113V112H87ZM46 114H48L47 112H46ZM46 114H44L42 117L43 118H45V117H47L46 116ZM69 114V113H68ZM76 114V113H75ZM74 115V114H73ZM1 116H0V118H1ZM76 116V115H75ZM70 117V119H69V121L71 120V116H69ZM13 118V117H12ZM16 118V117H15ZM35 118V117H34ZM36 118H38V117H36ZM35 118V119H36ZM73 119H74V117H72ZM86 118V117H85ZM14 119V118H13ZM33 119V118H32ZM50 118H48V119H46L47 121H45V122H48V123H50V124H52V126H53V124L54 123H51L52 121H51V119L49 120ZM58 119H59V117H58ZM2 120H6V119H3V118H1V122H2ZM68 120V119H67ZM81 120V119H80ZM84 120V119H83ZM86 120V119H85ZM84 120V121H85ZM89 120V121H88ZM92 120H95L94 118L92 119ZM92 120L91 119H87V121L89 122V123H91L92 122ZM228 120V119H227ZM51 121V122H50ZM86 121V122H87ZM261 121V120H260ZM259 121V122H260ZM6 122V121H5ZM28 122H30V119L28 120ZM31 122H34L33 120L31 121ZM40 122V121H39ZM43 122V121H42ZM44 122V123H45ZM231 122V121H230ZM4 123V122H3ZM60 123H65V122H61V120H60ZM79 123V122H78ZM80 123H84L83 121L81 122L80 121ZM88 123V124H89ZM221 123V122H220ZM248 123V122H247ZM246 123V124H247ZM251 123V122H250ZM66 124H67V122H66ZM86 124V123H85ZM245 124V125H246ZM249 124V123H248ZM246 125V127H245V125H244V127L242 126V128H246V129H243V130H246V132L248 133V134H251V132L249 133L248 131H247V129L249 128V129H255L256 128V126L257 125H254V124H249V125ZM2 125V124H1ZM73 125H74V123H73ZM78 125H83V124H78ZM87 125V124H86ZM86 125H85V128H86ZM250 125H251V127H250ZM255 127H254V126ZM30 126V125H29ZM28 126V127H29ZM40 126H42V125H39V127ZM58 127H59V125H57ZM88 126V125H87ZM214 126V125H213ZM213 126H209V128L211 127V128H214L215 126H217L216 124H215V126L213 127ZM228 126V125H227ZM253 126V127H252ZM263 126V125H262ZM26 127H27V125H26ZM32 127V126H31ZM31 127H29L30 128V131H31ZM233 127V126H232ZM25 127H23V129H24ZM67 128V129H66ZM66 128H64V129H66V131L68 130V127H66ZM82 127H80V129H81ZM85 128H84V130H85ZM208 128V127H207ZM218 128V127H217ZM216 128V129H217ZM221 128V127H220ZM263 128H264V126H263ZM27 129V128H26ZM44 129H48V128H44ZM83 129V128H82ZM219 129V128H218ZM29 130V129H28ZM36 130V133L37 132H40V131H38L36 128L35 129H33L32 131H31V133H33L34 131ZM57 130V129H56ZM62 130H63V128H62ZM227 130V129H226ZM229 130H232V129H229ZM243 130H240L238 133H236L234 136H231L229 133H231V132H229L228 134H229V138H227L226 140H222L221 139V141H219L218 139V141H215V142H217L215 145H213V142H212V144L211 145H213V147L214 148H210V150L211 149H216L217 150V154L216 155H219V158H222V159H224L225 161L227 160L228 162H226L225 164H226V168H224V166H223V168H221L220 166H219V168H221V170L223 171L224 170V172H219V168L217 169L216 167H213V169L214 170H218V171H215L216 173L218 172V173H220V176L222 175V174H224L225 173V175H224V177H220V180L219 181H221V178H223L222 179V182L223 183H218L216 186H218V185H220L221 184V186H224L225 188H223V189H228L227 191L230 193L231 192V190H237L238 191V189H240L237 185L238 184H240L242 187H245L246 185L247 186H250V187H252V189L250 188H248L247 190H245V191H243L242 193L243 194H241L240 196H242V195H247L249 192H252V193H255V194H257L258 195V198H260V200H261V204H262V206L261 205H259L260 207H257L258 206V202L256 201L257 199L256 198H254V196L256 197V195L255 194H253L254 196H252L253 197V200L254 199H256L255 201V203H253V205H254V207H256V208H260V210H262L263 212H264V146L261 144L262 142H263V144H264V140L262 141V139L260 140V139H258V138H255V140L253 141V143L251 144V146L249 147V150H247V152H243V148H242V143H243V141H244V135H242V134H244L243 133ZM10 131V130H9ZM29 131V132H30ZM44 131H46V130H44ZM234 131V130H233ZM257 131V128H256V130H255V132L254 133H256V135L258 136L259 134V132H262V131H259L258 133L256 132ZM28 132V131H27ZM50 132V131H49ZM52 132V131H51ZM59 132V131H58ZM60 132H61V129H60ZM223 132V131H222ZM222 132H221V135H223L222 134ZM235 132V131H234ZM15 133V132H14ZM17 133V132H16ZM48 133V132H47ZM65 133V131H63V134H62V136L63 135H65V137L63 138V139H65L66 138V134H64ZM215 133H217V132H215ZM214 133V134H215ZM233 133V132H232ZM18 134V133H17ZM38 134V133H37ZM49 134V133H48ZM75 134V133H74ZM209 134H211L210 132H209ZM218 134V133H217ZM227 134V133H226ZM253 134V133H252ZM19 136H22L23 135V133H21V134H18ZM18 135H15V136H17L18 137ZM78 136H80L79 134H77ZM220 135V134H219ZM255 135V134H254ZM255 135V136H256ZM71 137H72V135H70ZM69 135H67V138L65 139V142L67 141V142H70L69 140H68V138L70 137ZM216 136L217 135H215V138H216ZM256 136V137H257ZM259 136H262V137H259V138H263L264 137V133H263V135L262 134H260ZM23 138L25 137V135H23L22 136ZM47 137V136H46ZM46 137H44V135H42V138H45V140L47 139L48 140V142H49V139H48V137L46 138ZM20 138V137H19ZM29 140V139H28ZM37 140V139H36ZM39 140V139H38ZM38 140H37V144H38ZM41 140V139H40ZM40 140H39V142H40ZM45 140H44V142H45ZM214 140H216V139H214ZM251 140H252V138H251ZM251 140H249L248 139V143L251 141ZM260 140V141H259ZM20 141V140H19ZM23 141V140H22ZM25 141V140H24ZM23 141V142H24ZM52 141V143H53V141H54V138H53V140H51ZM50 141V142H51ZM60 141H61V139H60ZM210 141V140H209ZM262 141V142H261ZM21 142V141H20ZM28 141H26V143H27ZM36 142V141H35ZM34 141H33V144L35 143ZM42 142V141H41ZM207 142V141H206ZM252 142V141H251ZM46 144H47V142H45ZM44 143V145H46ZM52 143H50V145H51V147H52ZM210 143V142H209ZM246 143H247V141H246ZM246 143H245V145H246ZM247 143V144H248ZM33 144H30V145H32V147L30 146V149L31 148H34V146L36 147V145H34L33 146ZM61 144H62V142H61ZM39 145V144H38ZM49 145V144H48ZM49 145V146H50ZM60 144L58 143V146H59ZM15 146V145H14ZM13 146V147H14ZM18 146V145H17ZM16 146V147H17ZM48 146V147H49ZM54 146V145H53ZM58 146L56 145V146H54V149H56L55 147H57L58 148ZM62 146V145H61ZM12 147V148H13ZM19 147V146H18ZM60 147V146H59ZM204 147H206V146H204ZM41 148H42V145H41ZM50 148V147H49ZM208 148V147H207ZM45 149V148H44ZM48 149V148H47ZM46 149V150H47ZM53 149V148H52ZM160 149V148H159ZM190 149V148H189ZM198 149V148H197ZM50 150V149H49ZM199 150V149H198ZM207 150V149H206ZM9 151V150H8ZM11 152H12V150H10ZM15 151V150H14ZM189 151V150H188ZM197 151V150H196ZM200 151V150H199ZM202 151V150H201ZM200 151V152H201ZM205 151V150H204ZM207 151H209V148H208V150ZM212 151V150H211ZM211 151H209V152H211ZM8 153H10V152H8ZM182 153V152H181ZM203 153V152H202ZM161 154H162V152H161ZM191 154V153H190ZM212 154V153H211ZM8 155V154H7ZM57 155H59V154H57ZM60 155H61V152H60ZM168 155V154H167ZM189 155V154H188ZM188 155L186 156V157H188ZM203 155V154H202ZM201 155V156H202ZM206 155V154H205ZM207 155H208V153H207ZM206 155V156H207ZM215 154H213V156L215 157L216 156ZM193 156V155H192ZM206 156H203V157H205V161H208L209 160V162H205V164H207V163H210V164H214V161L213 160H215V163L216 162H218V161H216V159L214 158L213 160H211L212 159V155L210 156V155H208V158H209V156H210V158L211 159H208ZM158 157H160V156H158ZM162 157V156H161ZM189 157H190V155H189ZM196 157H198V156H196ZM5 158V157H4ZM169 158V157H168ZM202 158V157H201ZM217 158V157H216ZM235 158V159H234ZM62 159V158H61ZM170 159V158H169ZM172 159V158H171ZM178 159V158H177ZM181 159H184V157L182 156V158ZM185 159H187V158H185ZM197 159V158H196ZM203 159V158H202ZM174 160H176V159H174ZM201 160V159H200ZM212 161V163H211V161ZM235 160H240V161H238V163L239 162H243V163H245V164H252L251 165V167L253 168V169H251L250 168V170H256V177H255V174L253 175L254 177H252V179H250L251 177H249L248 175H247V173L245 174H243L242 173V175H240V174H237L236 173V171H235V173H232L230 170H232L231 168H232V166H233V163H235L234 161ZM166 161V160H165ZM170 162H171V160H169ZM181 161H184V160H181ZM154 162H156V160L154 161ZM175 162V161H174ZM174 162L172 163V164H174ZM185 162V161H184ZM186 162H188V160L186 161ZM191 162V161H190ZM194 162V164H195V161H193ZM193 162H192V164H193ZM221 162V161H220ZM153 163V162H152ZM179 163H181V162H179ZM199 163V162H198ZM197 162H196V164H198ZM139 164V163H138ZM148 164H149V162H148ZM154 164V163H153ZM153 164H151L152 166H153ZM160 164V163H159ZM167 164V163H166ZM165 164V165H166ZM177 164V163H176ZM176 164H174V166L176 165ZM240 164V163H239ZM131 165V164H130ZM164 165V166H165ZM178 165V164H177ZM185 165V164H184ZM201 165L203 166V163H201ZM134 166H136V165H134ZM133 166V167H134ZM154 166H155V164H154ZM157 166V165H156ZM155 166V167H156ZM160 166V165H159ZM167 166H169L168 164H167ZM188 166V165H187ZM187 166L185 165V167L187 168ZM190 166H191V164H190ZM207 166H208V164H207ZM211 166H213V165H211ZM176 167V166H175ZM184 167V168H185ZM192 167V166H191ZM205 167V166H204ZM137 168V171H138V166L136 167ZM249 168V167H248ZM127 169V168H126ZM133 169V168H132ZM163 169V168H162ZM174 169V168H173ZM172 169V170H173ZM210 169V168H209ZM125 170V169H124ZM129 170H130V168H129ZM158 170V169H157ZM156 170V171H157ZM164 170V169H163ZM165 170H166V166H165ZM181 170V169H180ZM180 170L178 169V172H180ZM186 170V169H185ZM190 170V169H189ZM193 170H194V168H193ZM202 170V169H201ZM203 170L205 171V169L203 168ZM228 171V173H227V171ZM234 170V169H233ZM134 172L136 171V170H133ZM132 171V172H133ZM136 171V172H137ZM139 171L141 172L142 171V169H139ZM143 171H144V169H143ZM150 171H152V170H150ZM170 171V170H169ZM146 172H148V171H146ZM152 172H154V170L152 171ZM163 172V171H162ZM171 172V171H170ZM175 172V171H174ZM177 171H176V173H178ZM212 172V171H211ZM234 172V171H233ZM149 173V172H148ZM164 173V172H163ZM167 173H169V172H167ZM180 173H182V172H180ZM184 173V172H183ZM214 173V172H213ZM216 173H214L215 175H217ZM228 174V176H227V174ZM171 174V173H170ZM212 174V173H211ZM175 175V174H174ZM173 175V176H174ZM182 175V177H184L183 176V174H181ZM213 175V174H212ZM243 175H245L244 177H243ZM251 175V174H250ZM164 176H169V175H164ZM179 176V175H178ZM227 176V177H226ZM192 177V176H191ZM194 177V176H193ZM197 178H195V179H197V181L199 182V181H201L202 179L200 178V176L198 177V176H196ZM216 178H218V175L217 176H215ZM225 177H226V179H225ZM248 177H249V179H248ZM172 178V177H171ZM175 178H176V176H175ZM179 178V177H178ZM201 180H200V179ZM207 178V177H206ZM192 179V178H191ZM190 179V180H191ZM194 179V178H193ZM192 179V180H193ZM195 179L193 180V181H195ZM203 179H204V177H203ZM225 179V180H224ZM192 181V182H193ZM197 181H195V183L197 182ZM119 181H117V183H118ZM189 182H191V181H189ZM206 182V181H205ZM216 182H218V180L216 179ZM194 183V182H193ZM211 183V182H210ZM214 182L212 181V184H213ZM6 184V183H5ZM198 184L199 185H201L202 187H204V185H206V184H203V183H197V185H196V187L198 186ZM207 184H209V182L207 183ZM215 184V183H214ZM239 185V186H240ZM8 186V185H7ZM175 186V185H174ZM207 186V185H206ZM214 187H216L215 185H213ZM213 186H211L210 188L209 187H207V188H209V189H211ZM213 187V188H214ZM219 187V186H218ZM217 187V188H218ZM105 188V187H104ZM194 188V187H193ZM199 188V187H198ZM201 188V187H200ZM220 188V187H219ZM110 189V188H109ZM143 189H144V187H143ZM174 189H176L175 187H174ZM173 189V190H174ZM126 190H128V189H126ZM144 190H146V189H144ZM182 190V189H181ZM179 191V194H180V192H181V195L182 196H185L184 195V193H182L183 191ZM208 190V189H207ZM212 190H214V189H212ZM230 190V191H229ZM243 190V189H242ZM11 191V189H10V187L8 186V193ZM131 191V190H130ZM130 191H128L127 193H129ZM134 191V190H133ZM147 191V190H146ZM158 191V190H157ZM171 192H172V190H170ZM169 191V192H170ZM176 191H177V189H176ZM175 190L173 191V193L175 192V193H178V191L176 192ZM211 191V190H210ZM221 191H223V190H221ZM247 191V192H246ZM249 191V192H248ZM124 192V191H123ZM136 192V191H135ZM156 192V191H155ZM159 192V191H158ZM170 192V193H171ZM187 192V191H186ZM185 192V193H186ZM204 191H202V193H203ZM227 192V194H229ZM247 194H246V193ZM7 193V194H8ZM125 193V192H124ZM141 193V192H140ZM143 193H144V191H143ZM146 193V192H145ZM148 193V192H147ZM150 193V192H149ZM153 193V192H152ZM151 193V194H152ZM170 193H168L169 195H171ZM205 193V192H204ZM217 193H219V192H217L216 191V194ZM237 193V192H236ZM4 194H6V193H4ZM6 194V195H7ZM118 194V193H117ZM117 194H116V200H117ZM130 194H132V195H134L133 194V192H130ZM142 194V193H141ZM187 195H189V192L188 193H186ZM226 194V195H227ZM121 195H122V193H121ZM139 195V194H138ZM158 195V194H157ZM162 195V194H161ZM225 195V194H224ZM119 196H120V194H118V198H119ZM126 196V194H124V197ZM129 198L131 197V198H133V196H130V195H127ZM140 196V195H139ZM160 196V195H159ZM156 197L157 199H159L160 197ZM179 196V195H178ZM178 196H175V198H177ZM190 196V195H189ZM112 197H114L113 195H112ZM123 197V196H122ZM121 197V198H122ZM127 197V199L129 200V198ZM136 197H138L137 195H136ZM135 196H134V199L136 198ZM144 197V195L142 194V196H141V198H143ZM162 197V196H161ZM173 197H174V195H173ZM180 197V196H179ZM178 197V198H179ZM191 197H192V195H191ZM5 198V197H4ZM131 198H130V200H131ZM141 198H139V200H141ZM146 198V197H145ZM145 198H143L142 200H144ZM148 198V197H147ZM154 199V200H152V202H154V201H159V200H157V199ZM186 198V197H185ZM193 198V197H192ZM203 198V197H202ZM105 199V198H104ZM124 199V198H123ZM123 199H122V202H123ZM133 199V200H134ZM137 199V198H136ZM136 199H135V202H136ZM161 200H163V197L162 198H160ZM168 201H169V198L167 197L166 198ZM252 199V198H251ZM112 200H113V198H112ZM112 200H110V202L112 203ZM129 200V201H130ZM132 200V201H133ZM141 200V201H142ZM161 200H160V202H161ZM167 200H165L166 202H167ZM177 201L179 200V199H176ZM195 200H196V198H195ZM198 200V199H197ZM247 200L249 201V198H247ZM253 200H252V202H253ZM126 202H127V200H125ZM138 201V200H137ZM147 202L149 201V200H146ZM145 201V202H146ZM171 201V200H170ZM180 201V200H179ZM178 201V202H179ZM185 202H183L184 204L185 203H187L186 205L188 206H186V209L188 210V208L190 209L192 206H191V204H188L189 203V200H188V202L186 201V199L184 200ZM241 201H243V200H241ZM240 201V202H241ZM101 202V201H100ZM99 202V203H100ZM106 202V201H105ZM107 202H108V200H107ZM110 202H108L109 204H110ZM118 202H120V200L118 201ZM121 202V203H122ZM126 202H123V203H126ZM134 202V203H135ZM143 202L144 201H142V203L141 202H139L138 201V203H141V204H143ZM147 202H146V204H147ZM151 202V201H150ZM205 202V201H204ZM206 202H208V201H206ZM213 202V205L212 206H214L215 204H214V201H212ZM121 203H117L118 205H121ZM137 203V202H136ZM169 203V202H168ZM167 203V204H168ZM173 203V202H172ZM192 203V202H191ZM108 204V205H109ZM114 202H113V205L112 206H114ZM116 204V205H117ZM145 204V207L146 208H149L150 207V209H151V206L153 207V209H154V205L156 204V206L155 207H157L158 205H157V203H153V205H151V204H147L146 205ZM194 204H196V203H194ZM229 204V203H228ZM239 204V203H238ZM242 209L243 208H245L246 206H244V205H246L245 204V202L243 203L242 202ZM250 204V203H249ZM91 205V204H90ZM105 205V204H104ZM103 205V206H104ZM117 205V206H118ZM124 205V204H123ZM122 205V206H123ZM135 205V204H134ZM137 205V204H136ZM160 205H163V203H160ZM169 205L171 206V204L169 203ZM169 205H166L165 204V213H166V215L168 214V216H169V214H170V212L168 213L167 211H171V209H169V210H167V208H170L169 207ZM207 205H210V204H206V205H204V203H203V207L204 208H208L209 209V207H207ZM217 205V204H216ZM230 205H233L232 203H230ZM251 205V204H250ZM89 206V205H88ZM102 206V207H103ZM117 206H114V207H116L117 208ZM167 206V207H166ZM191 206V207H190ZM212 206H211V208H210V210H212ZM221 206V205H220ZM225 206V205H224ZM252 206V205H251ZM90 207V206H89ZM110 207H111V204H110ZM135 207H137V206H135ZM139 207V206H138ZM159 207V206H158ZM172 208L174 207L173 205L171 206ZM176 207L178 208L179 207V209H180V206L178 205L177 206V204H176ZM218 209H220V210H223V213H224V210H225V216H222V215H220L219 214V212H220V210H218V213H216V211H217V208H215V206L213 207V209L215 210V212L214 211H210V212H213V214L214 215H212V213H209L208 211H207V209H206V214L204 213V211H202L201 210V208H200V210H201V212H200V210H199V212H200V215L201 214H205V216H207V217H209L208 218V220L207 221H205V219L204 220H202V219H200V216H199V218L197 217V216H195V214L192 216V220L188 223V225L189 226H185V227H187V228H185V230L187 231V229L188 228H191V230H190V234L188 235V231L187 232H185V234H187L185 237H186V239H188V236H190V240H195V237L193 236L194 234H192L194 231H192L193 230V228H194V226H197V225H199L200 224V226L202 227V226H204V225H202L203 223H204V221L207 223V227L205 228H203V230L205 229V234L203 233V232H200V233H202V234H204V236H206L207 234V236H208V238H206V240L205 241H200L199 243V245H200V248H201V251L203 252V251H209V249H211L212 247H218V251L213 255V256H210V257H206V259L205 260H202V262H197L196 264H264V241L262 240V238H260V233L258 234V231H259V229H263V228H261L262 227V225H261V227H260V218H259V220H258V218H257V215L256 214H253V212H252V214L253 215H256L255 217H253V216H251V219H249V222L247 221V222H243V221H241L242 223H243V225L242 226H244L243 227V233H245L244 234V236H242L243 238L245 237L246 239H248V238H250L251 239V241H252V244H251V241H250V243L248 242V244H246L244 241V239L241 237V236H238V235H236V232H235V223H236V221H238L239 223H240V220L242 219V218H240V220H239V216H240V214L238 213V217H237V214L233 211V209H234V205L232 206V209H231V207L230 206H225L224 207V209L223 208H219L218 206H216ZM116 208H114V209H116ZM145 208V210H144V213L146 212H148V213H150V211L152 210H150V209H146ZM162 208V207H161ZM160 208V209H161ZM138 209V208H137ZM156 209V208H155ZM154 209V210H155ZM160 209H158L157 208V210L159 211L158 212V214L159 213H161V211H160ZM178 209V210H179ZM184 208H181L179 211L181 212V214H182V212H185V209L183 210ZM254 209V208H253ZM107 210V209H106ZM105 210V211H106ZM113 210V209H112ZM118 210V209H117ZM116 210V211H117ZM150 210V211H149ZM162 210H164L163 208H162ZM174 210V209H173ZM191 210V212L193 211V208H191L190 209ZM190 210H188V212L190 211ZM234 210H236V209H234ZM116 211H115V216H116ZM131 211V210H130ZM125 212H126V210H125ZM129 212V211H128ZM174 212V211H173ZM172 212V213H173ZM187 212V213H188ZM226 212H228V214L226 215ZM238 212V211H237ZM250 212V211H249ZM19 213H20V211H19ZM123 213H124V211H123ZM138 213V212H137ZM154 213H155V216L156 215H158V214H156V210L154 211ZM164 213V212H163ZM190 213V212H189ZM211 214L210 216H209V214ZM215 213L217 214V215H215ZM126 214V213H125ZM133 214V213H132ZM138 214H140V213H138ZM105 215H107V214H105ZM109 215V214H108ZM129 215H131V214H129ZM147 215V214H146ZM180 215V214H179ZM179 215H178V217H179ZM184 215V214H183ZM183 215H181L182 217H183ZM231 216V220H233L232 221V223H230L229 221H227V217L226 216ZM128 216V213L126 214V217ZM148 216V215H147ZM159 216V218H161L162 217V215H161V217H160V214L158 215ZM264 216V215H263ZM10 217V216H9ZM45 217V216H44ZM50 217V216H49ZM116 217H118V219L120 218L119 216H116ZM114 218V219H117V218ZM126 217H124V218H126ZM153 217V216H152ZM152 217H147L148 219L146 220V218H144V220H146V223H148V221H149V219L150 218H152ZM167 217V216H166ZM186 217H187V219H181V218H179V220L181 221H185V220H188L189 219V217L186 215ZM206 217V218H207ZM226 217V218H225ZM158 217L156 216V219H157ZM168 218V217H167ZM233 218V219H232ZM264 218V217H263ZM11 219V218H10ZM110 219V218H109ZM121 219V218H120ZM154 219V218H153ZM155 219V220H156ZM235 219V220H234ZM237 219V220H236ZM8 220V219H7ZM46 220V219H45ZM130 220V219H129ZM131 220H132V217H131ZM140 220V219H139ZM143 220V221H144ZM151 221H154V220H152V219H150ZM14 221H16V220H14ZM110 221V220H109ZM118 220H116V222H117ZM135 221V220H134ZM137 221V220H136ZM160 221L164 224V222H163V218H162V220L160 219ZM168 221V220H167ZM178 221V220H177ZM263 221H264V219H263ZM115 222V221H114ZM113 222V223H114ZM115 222V223H116ZM119 222V221H118ZM157 222V221H156ZM203 222V223H202ZM235 222V223H234ZM10 223V222H9ZM16 223V222H15ZM100 223V222H99ZM120 223V222H119ZM154 223V222H153ZM158 223H159V221H158ZM157 223V224H158ZM182 223V222H181ZM202 223V224H201ZM205 223V224H206ZM12 224V223H11ZM17 224H18V222H17ZM112 224V223H111ZM129 224H131V223H129ZM143 224H145V223H143ZM156 224V225H157ZM9 225V224H8ZM36 225V224H35ZM35 225H34V227H35ZM115 225V224H114ZM114 225H112V226H114ZM135 225V224H134ZM139 225V224H138ZM156 225H154L155 227H156ZM160 225V224H159ZM159 225H157V226H159ZM162 225V224H161ZM237 225H238V223H237ZM11 226V225H10ZM122 226H124V225H122ZM136 226V225H135ZM167 226V225H166ZM165 226V227H166ZM180 226V225H179ZM162 226H160V228H161ZM164 227V228H165ZM172 227V226H171ZM200 227V228H201ZM6 229L8 228V227H5ZM36 228H37V226H36ZM133 228V227H132ZM153 228V227H152ZM158 228V227H157ZM173 228V227H172ZM200 228L198 227L197 228V231L198 230H200ZM3 229H4V227H3ZM30 229V228H29ZM137 229V228H136ZM161 229H163V227L161 228ZM182 229H184V227L182 228ZM30 230H32V228L30 229ZM152 230H154V229H152ZM169 231H170V229H168ZM174 230V229H173ZM179 230V229H178ZM202 230V231H203ZM136 231V230H135ZM158 231V230H157ZM161 231V230H160ZM163 231V230H162ZM165 231V230H164ZM163 231V232H164ZM182 231V230H181ZM1 232H3V231H1ZM5 232V231H4ZM148 232V231H147ZM174 232V231H173ZM176 232H177V229H176ZM144 233V232H143ZM152 234L154 233L155 234V231L154 232H151ZM195 233V232H194ZM199 233V234H200ZM207 233V234H206ZM3 234V233H2ZM137 234L139 235V233L137 232ZM150 234V233H149ZM159 234V233H158ZM163 234V233H162ZM178 234H179V232H178ZM181 234V233H180ZM183 234H184V231H183ZM91 235H94V233L93 234H91ZM114 235H115V233H114ZM196 235H197V233H196ZM241 235H243V234H241ZM262 236L261 237H263V234H261ZM86 236H88V235H86ZM98 236H100L99 234H98ZM97 236V237H98ZM116 236V235H115ZM129 236V235H128ZM149 236V235H148ZM147 236V237H148ZM154 235H152L151 236V234H150V237H153ZM159 236H160V234H159ZM181 236V235H180ZM142 238H143V235L141 236ZM146 237V238H147ZM170 237V236H169ZM168 237V238H169ZM181 237H183V236H181ZM199 237H200V235H199ZM199 237L197 238V240H200L199 239ZM203 237V236H202ZM82 238V237H81ZM87 238V237H86ZM101 238V237H100ZM102 238H104V237H102ZM131 238V237H130ZM141 238V239H142ZM179 238V237H178ZM204 238V237H203ZM89 239H91V238H89ZM144 239V238H143ZM149 239V238H148ZM147 239V240H148ZM170 240H171V237L169 238ZM263 239H264V237H263ZM77 240V239H76ZM102 240V239H101ZM107 240H109V239H107ZM123 240V239H122ZM130 241H131V239H129ZM167 240V239H166ZM166 240H164V241H166ZM170 240H168V241H170ZM177 240V239H176ZM175 240V241H176ZM180 241H181V238L179 239ZM184 240V239H183ZM189 240V241H190ZM86 241V240H85ZM110 241V243H112L111 242V239L109 240ZM139 241H140V238H139V236H138V240L136 239V242H138L139 243ZM150 241H151V239H150ZM168 241H166V242H168ZM172 241V240H171ZM168 242V243H172V242ZM186 241V240H185ZM93 242H94V240H93ZM106 242V241H105ZM143 241H141L139 244H140V246L142 247V246H144V245H147V244H145V243H142ZM145 242V241H144ZM178 243H180L179 241H177ZM182 242V241H181ZM190 242H192V241H190ZM90 243V242H89ZM120 243V242H119ZM148 243V242H147ZM174 243V242H173ZM186 243H188V241H186ZM185 242H184V244H182V246L184 245V248L183 247H180V246H175L176 248H173V246L172 245H162V246H159L158 244H157V246L156 247H154V248H156V249H158V251L160 250V248H162V255L165 253V254H167L168 256L167 257H169L170 258V256L172 257L173 255H177L178 254V258L182 255V253H183V255H184V252L186 251L185 249L187 248H185V245L186 246H188V244H192V243H188V244H186ZM104 244V243H103ZM102 244V245H103ZM117 244V243H116ZM143 244V245H142ZM251 244V245H250ZM82 245V244H81ZM111 245H113V244H111ZM111 245H110V248H111ZM118 245V244H117ZM180 245V244H179ZM193 245V244H192ZM119 246H121V244L119 245ZM159 246V247H158ZM191 246V245H190ZM189 246V247H190ZM80 247V249L78 248V250L80 251V250H82L81 249V247L83 248V246H79ZM86 247V246H85ZM89 247H91V246H89ZM89 247L87 246V248L89 249ZM103 248L105 247V250H102V248H101V250H102V253L100 252V257L101 256H104L103 258L104 259H102V258H100L101 259V263L103 262V263H106V264H115V263H118L119 261H116V259L114 260V256L112 255V254H114L113 252H111L110 251V249L108 248V247H106V245H104V246H102ZM123 247H125V245L123 246ZM134 247H135V245H134ZM141 247H139L140 249H142ZM192 247V246H191ZM190 247V248H191ZM193 247H194V245H193ZM192 247V248H193ZM126 248V247H125ZM130 248V247H129ZM153 248V249H154ZM191 248V249H192ZM131 249V248H130ZM140 249H138L137 251L139 252V250ZM153 249H151V250H153ZM76 250V249H75ZM86 250V249H85ZM134 250V249H133ZM189 250V252H190V249H188ZM187 250V251H188ZM78 251V252H79ZM84 251V249L81 251V253ZM110 251V252H109ZM120 251V250H119ZM137 251H134L133 253L136 255V254H138V252ZM156 251V250H155ZM158 251H156V253L158 252ZM207 251V252H208ZM73 252V251H72ZM76 253H77V251H75ZM87 251H85L84 253H86ZM137 252V253H136ZM145 252V251H144ZM143 252V253H144ZM151 252H153V251H151ZM188 252V253H189ZM3 253V252H2ZM2 253H1V255H2ZM76 253H74V255L76 254ZM83 253V256L84 255H86V254H84ZM91 253V252H90ZM119 253H121V252H119ZM132 253V252H131ZM132 253V254H133ZM140 253V252H139ZM150 253V252H149ZM153 253H155V252H153ZM93 254V253H92ZM99 254V253H98ZM151 254V253H150ZM160 253L158 252L157 253V256L159 255ZM185 254H186V252H185ZM78 256H79V254H77ZM91 255V254H90ZM128 254H126L125 256H127ZM156 255V254H155ZM180 255V256H179ZM82 256V255H81ZM93 256V255H92ZM91 256V257H92ZM99 256V255H98ZM121 256H123V255H121ZM121 256L119 257V256H117V257H119V258H121ZM124 256V257H125ZM150 255H148V257H149ZM196 257H198V255H197V251H196V255H195ZM199 256H200V254H199ZM85 257V256H84ZM86 257H88V256H86ZM124 257H122L123 258V261H121V264H131L130 263V260L127 258V259H125L124 260ZM129 257L130 258H132L130 255H129ZM147 257V256H146ZM147 257V258H148ZM161 257V256H160ZM166 257V258H167ZM184 257H187V256H185L184 255ZM183 257V258H184ZM75 258V257H74ZM97 258V257H96ZM126 258V257H125ZM147 258H145L144 260H146ZM173 258H174V256H173ZM172 258V259H173ZM194 257L192 256V259H193ZM71 259V258H70ZM88 259H90V258H88ZM93 259V258H92ZM100 259H98L97 260V262L100 260ZM180 259H181V257H180ZM63 260V259H62ZM72 261H73V259H71ZM70 260V261H71ZM148 260H150V259H148ZM153 260V259H152ZM166 260H169V259H166ZM183 260V262H184V260L185 259H182ZM187 260V259H186ZM87 260H85V262H86ZM157 261V260H156ZM159 261H161L162 262V258L160 259V260H158V262ZM177 261H179V260H177ZM176 261V262H177ZM25 262V261H24ZM68 262V261H67ZM76 262V261H75ZM85 262H84V260H83V263L85 264ZM90 262H94V260L93 261H91L90 260ZM136 262V261H135ZM59 263V262H58ZM80 263H82V261H80L79 260V263L78 264H80ZM95 263V262H94ZM100 263V264H101ZM102 263V264H103ZM152 263H154V262H152ZM185 263V262H184ZM187 263V262H186ZM48 264H50V263H48ZM71 264V263H70ZM89 264H91V263H89ZM93 264V263H92ZM118 264H120V262L118 263ZM168 264H174L173 262H170V260L168 261ZM176 264H183L182 262L181 263H176Z\"/></svg>",
    "mask_w": 264,
    "mask_h": 264
},
{
    "label": "crops",
    "instance_id": "obj_3",
    "mask_svg": "<svg viewBox=\"0 0 264 264\" xmlns=\"http://www.w3.org/2000/svg\"><path fill=\"white\" fill-rule=\"evenodd\" d=\"M147 4V3H145ZM148 4H159L160 5V12L158 15L157 20H148L146 18L145 23L155 25L152 28V31L154 30L153 34V40H152V47H155L158 49L159 53V64L155 65L154 67H157V70L161 75V79L163 78V89L170 90L172 93L175 94L176 100H174V111L177 114L179 104H181V101L178 100L179 94L178 91L182 89V87H173L169 86L168 83V76L166 77V74H172L177 72H182V64L179 62L177 63V58H181L183 53L181 54L177 51V48L181 45V39L179 40L182 24L183 21V2L182 0H157L156 2L148 3ZM180 41V43H179ZM179 44V45H178ZM180 50V49H179ZM181 51V50H180ZM175 53H177L175 55ZM179 54V55H178ZM174 56H178L176 58H173ZM173 58V59H172ZM174 62V63H173ZM171 63L173 64L171 65ZM196 67H200L199 69L196 68L192 71H199L202 72V67L197 65ZM177 68V69H176ZM165 80V81H164ZM162 83V81H161ZM181 116V115H180Z\"/></svg>",
    "mask_w": 264,
    "mask_h": 264
}]
</instances>
